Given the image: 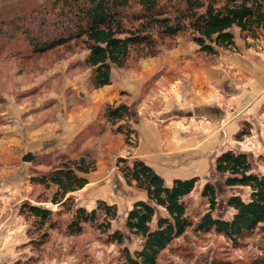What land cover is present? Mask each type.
I'll use <instances>...</instances> for the list:
<instances>
[{
  "label": "trees",
  "instance_id": "16d2710c",
  "mask_svg": "<svg viewBox=\"0 0 264 264\" xmlns=\"http://www.w3.org/2000/svg\"><path fill=\"white\" fill-rule=\"evenodd\" d=\"M12 6L0 14V51L14 41L31 55L79 46L86 51L83 63L90 69L92 89L110 84L113 67L125 68L133 57L155 56L162 44L178 36L186 37L207 56L235 49L232 29L244 40L264 37V0H33L23 9ZM129 117V107L123 102L105 103L100 113L111 133L134 147ZM249 134V129L241 127L234 138L241 140ZM34 165L45 168L34 166L28 176L30 184L43 190L36 201L49 202L56 209L28 202L19 206L18 214L29 221L26 244L32 250L39 251L52 230L62 229L65 236L74 237L87 227L98 232L103 244L116 246L118 264H158L162 252L189 230L220 235L233 248L255 234L264 242V174L253 171L245 152L219 153L214 171L224 186L248 188L247 197L229 195L225 206L233 213L229 218L216 217V188L205 182L199 193L205 209L196 220L188 212L187 199L197 177L175 178L166 184L141 159L118 157L115 165L125 184L144 193V199L135 200L127 210L122 228L112 227L117 216L115 203L98 199L87 210L74 202L72 193L85 186V175L96 167L88 151ZM127 237L136 242L134 248L128 247ZM35 260L17 259L12 264H33ZM210 264L235 263L213 258Z\"/></svg>",
  "mask_w": 264,
  "mask_h": 264
},
{
  "label": "rangeland",
  "instance_id": "374dc122",
  "mask_svg": "<svg viewBox=\"0 0 264 264\" xmlns=\"http://www.w3.org/2000/svg\"><path fill=\"white\" fill-rule=\"evenodd\" d=\"M30 1L33 0H0V14L12 9V5L23 9ZM232 32L234 38L241 41L238 30L232 29ZM244 44L264 50V37L245 40ZM85 55L86 51L79 46L31 55L17 41L0 51V236L7 235L6 239L3 238L7 244L0 245V252L9 257L0 264H12L17 259L23 261L29 257L36 259L33 264H118L116 246L103 244L98 232L89 227L74 237L65 236L62 229L52 230L39 251L26 244L29 221L18 214L19 206L28 202L56 209L49 202L36 201V196L43 190L28 182L34 163L55 161L61 155L88 151L96 161L90 177L97 179L87 189L73 193L74 202L86 207L90 203L94 205L98 199L115 203L117 216L112 227L122 228L128 207L142 194L125 184L115 163L118 157L131 159V151L138 140L135 133V145L131 147L124 143L121 135L111 133L100 118L102 106L105 103H125L130 110L128 125L131 129L134 115H139L141 119L154 121L160 130L180 129L196 138L197 132L200 133V106H197L200 100V62L205 65L222 62L219 53L217 56L203 55L186 37L178 36L162 44L155 56L133 57L125 68L113 67L108 87L92 89L88 82L90 69L83 63ZM176 111L188 113V116L185 117L184 113L182 117L171 115ZM70 116L90 118L81 129L83 134L78 132L72 139L78 137L75 142L71 144V141L64 148H50L49 143L38 148L43 138L58 133ZM241 127L250 129L251 125L243 122ZM35 133L45 135L40 137ZM249 135L236 145L254 153L248 154L249 158L255 170L262 173L264 146L259 141L248 140ZM261 138L264 140V136ZM26 155L32 157L31 161L22 160ZM13 160L20 168L22 166L17 172L16 166L12 167ZM35 167L45 169L44 166ZM185 167L190 171L187 174H199L187 199L188 212L194 220L205 209L204 200L199 196L204 180L216 188L218 204L213 212L216 217L231 216L232 210L225 206L229 195L247 196L245 187L224 186L222 177L213 167L200 165V157L188 160L181 166ZM170 176L164 175L167 179ZM127 245L132 249L136 242L127 237ZM213 258L231 259L235 264H264V242L255 234L233 248L220 235L212 232L194 234L189 230L162 252L158 264H210Z\"/></svg>",
  "mask_w": 264,
  "mask_h": 264
},
{
  "label": "crops",
  "instance_id": "0c3cea01",
  "mask_svg": "<svg viewBox=\"0 0 264 264\" xmlns=\"http://www.w3.org/2000/svg\"><path fill=\"white\" fill-rule=\"evenodd\" d=\"M248 40L251 39L246 41ZM234 41L235 49L219 52L222 61L219 65H205L200 62V83L198 84L200 100L197 102V106H200V133L197 132L196 138L189 137L180 129L160 130L154 121L141 119L139 115H134L132 128L135 130L138 141L130 157L141 159L151 166L166 184L175 178H198V173L187 174L190 172L189 169L181 168L192 158L200 157L201 166L208 165L214 169L215 157L225 150L254 154L250 149L244 150L236 145L241 143V140H235L234 134L243 122L251 125L248 140L259 141L264 146V140L261 138L264 136L262 135L264 134V50L259 51L251 45H245V40L242 39L237 41L234 38ZM224 51L226 54L223 53ZM106 87L108 85L104 86ZM183 113L176 111L171 112V115L182 117ZM183 115L187 117L188 113ZM69 118L68 121L65 119L62 129L56 134L44 137L45 134L35 133L36 136L44 137L38 148L44 143H49L50 148H64L90 120L87 116L78 118L70 116ZM21 135L27 136L26 133H21ZM11 162L12 167L16 166L14 169L17 172L20 165L18 166V162L14 160ZM253 171L257 174H264V171L258 173L254 166ZM168 174L171 176L167 179L164 175ZM90 175L91 172L85 175L87 183L83 188L73 192L74 194L87 189L90 184L94 183L97 178L90 177ZM205 182L208 181L204 180L203 184ZM248 192L249 190L247 195ZM141 194L133 202L144 199L142 191ZM80 206L90 210L95 203L94 205L90 203L89 207L83 204ZM130 207L131 205L128 209ZM3 238L6 239L7 235L0 236V245L7 244ZM8 258L6 253L0 252V261L8 260Z\"/></svg>",
  "mask_w": 264,
  "mask_h": 264
},
{
  "label": "water",
  "instance_id": "95a60500",
  "mask_svg": "<svg viewBox=\"0 0 264 264\" xmlns=\"http://www.w3.org/2000/svg\"><path fill=\"white\" fill-rule=\"evenodd\" d=\"M31 158H32V157H31L30 155H26V156H24V157L22 158V160L28 162V161H31Z\"/></svg>",
  "mask_w": 264,
  "mask_h": 264
}]
</instances>
